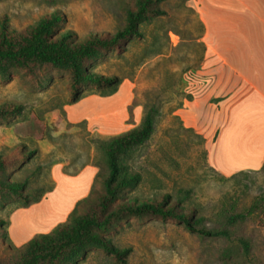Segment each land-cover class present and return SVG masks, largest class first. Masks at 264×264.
I'll list each match as a JSON object with an SVG mask.
<instances>
[{
    "label": "rangeland",
    "instance_id": "obj_1",
    "mask_svg": "<svg viewBox=\"0 0 264 264\" xmlns=\"http://www.w3.org/2000/svg\"><path fill=\"white\" fill-rule=\"evenodd\" d=\"M54 11L62 12L65 17L60 27L71 29L80 37L95 32H114L122 25L116 0H0V22L6 18L7 24L16 30ZM169 12L171 22L177 25L190 20L186 28L181 25L177 28L184 38L170 34L169 44L162 51L168 58L165 60L171 63L173 76L167 75L164 68H154L158 60L162 63L161 59L154 58L159 51L152 45L151 36L161 38L154 25L141 28L145 36L143 42H132L123 54L115 49L108 50L106 58L93 64L91 70L129 80L133 86V109L139 108L141 116L143 106H154L158 111L150 141L126 161L130 172L141 175L139 185L127 190L126 197L151 199L168 194L172 200H182L185 210H196V217L204 220L202 227L216 228L222 223V210L233 201L241 211L264 191V172L222 178L207 161L202 137L182 127L176 112L191 97L188 87L200 68L201 48L197 44L199 41L194 40L198 34L194 18L180 4L176 7L171 4ZM98 89L86 86L83 93L87 95ZM1 104L21 105L23 111L20 116L0 121V154H9L19 145L37 151L6 175L12 182L27 181V194L33 196L37 190L50 186V167L55 162L80 156L79 166L99 163L101 153L89 138L100 136L88 133L85 125L74 126L65 121L63 108L72 104V96L68 77L62 71L48 69L31 77L22 69L11 70L8 80L0 78ZM31 115L38 116L45 127L43 141L23 137L14 131L16 125L26 122ZM129 119L132 122V115ZM64 170L69 175L67 169ZM20 204L15 199L6 202L0 207V219L7 221ZM245 231L253 236L257 247H262L260 256L264 260V228L258 229L246 222ZM108 238L115 248L127 250L123 261L93 249L72 264H222L218 256L228 246L227 242L192 234L183 225L134 218L121 223ZM3 242L10 247L7 240ZM237 262L233 258L228 264Z\"/></svg>",
    "mask_w": 264,
    "mask_h": 264
},
{
    "label": "trees",
    "instance_id": "obj_2",
    "mask_svg": "<svg viewBox=\"0 0 264 264\" xmlns=\"http://www.w3.org/2000/svg\"><path fill=\"white\" fill-rule=\"evenodd\" d=\"M116 1L121 10L122 25L114 32H95L80 37L71 29L64 30L60 27L65 22L60 11L46 14L20 30L11 28L4 18L0 22V78L8 80L13 69H22L31 77H36L44 70L54 69L67 75L72 103L85 97L83 89L90 85L104 89V96L112 95L124 78L97 74L91 70L92 65L105 59L110 49L123 54L132 42H143L145 36L141 28L150 25H154L161 33V38L151 36L152 45L159 51L154 58L162 61L155 62L154 68H164L167 75L173 76L171 63L165 60L168 58H165L166 54L162 51L169 44L170 34H178L180 39L184 38L177 28L180 25L186 28L190 25V20L179 25L171 22V4L175 7L180 4L194 18L198 27L194 40H199L197 44L203 58L205 48L201 38L204 28L195 12L186 8L188 0ZM189 100L190 98L187 101ZM132 109L133 103L128 108L130 118ZM22 111L21 105L1 104L0 121L20 116ZM157 114L154 106H143L139 124L130 130L109 138L89 136L91 144L101 153L99 163H93L98 172L90 193L77 202L68 219L50 233L38 235L21 247L12 249L3 242L4 239L7 240L9 221L0 219V264H72L93 249L102 250L114 255L118 261H123L127 250L115 248L108 236L130 218L172 222L183 225L192 234L216 242H227L228 246L218 256L222 264H228L233 258L238 260L237 264H264L260 256L262 247H257L253 236L245 231L246 222L258 229L264 228V191L241 211L233 201L228 208L222 210V223L216 228L202 227L204 220L196 217V210H185L182 200H172L168 194L151 199L126 197L125 192L135 189L141 181V175L130 172L126 161L134 151L150 141L155 132ZM14 131L35 141H43L46 137L45 127L36 115H31L26 122L16 125ZM36 153L35 150H28L25 145H19L9 154H0V207L15 199L21 204L14 210L27 208L52 191L54 186L51 179L47 189L37 190L32 196L26 192L27 181L12 182L6 177L10 169H18ZM261 172H264V161L257 171H241L230 177L219 175L224 179H232Z\"/></svg>",
    "mask_w": 264,
    "mask_h": 264
},
{
    "label": "crops",
    "instance_id": "obj_3",
    "mask_svg": "<svg viewBox=\"0 0 264 264\" xmlns=\"http://www.w3.org/2000/svg\"><path fill=\"white\" fill-rule=\"evenodd\" d=\"M185 6L203 25L205 50L188 87L190 100L176 116L184 129L202 137L207 161L221 176L257 171L264 161V0H188ZM103 91L99 88L65 105L66 123H85L88 133L101 138L139 124L137 107L129 121L128 108L133 103L129 80L124 79L112 95L104 96ZM79 157L53 163L52 192L9 214L10 247L19 248L38 235L50 233L89 195L98 168L92 163L79 166ZM73 166L78 168L68 169Z\"/></svg>",
    "mask_w": 264,
    "mask_h": 264
}]
</instances>
